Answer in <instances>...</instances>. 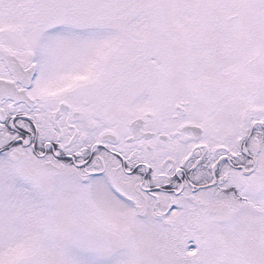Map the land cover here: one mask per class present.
<instances>
[{"label":"snow or ice","instance_id":"snow-or-ice-1","mask_svg":"<svg viewBox=\"0 0 264 264\" xmlns=\"http://www.w3.org/2000/svg\"><path fill=\"white\" fill-rule=\"evenodd\" d=\"M0 264H264V0H0Z\"/></svg>","mask_w":264,"mask_h":264}]
</instances>
